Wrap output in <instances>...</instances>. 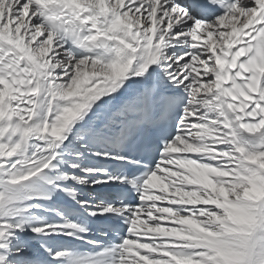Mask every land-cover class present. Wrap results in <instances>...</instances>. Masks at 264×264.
I'll list each match as a JSON object with an SVG mask.
<instances>
[{"label":"snow or ice","instance_id":"snow-or-ice-1","mask_svg":"<svg viewBox=\"0 0 264 264\" xmlns=\"http://www.w3.org/2000/svg\"><path fill=\"white\" fill-rule=\"evenodd\" d=\"M0 264H264V0H0Z\"/></svg>","mask_w":264,"mask_h":264}]
</instances>
